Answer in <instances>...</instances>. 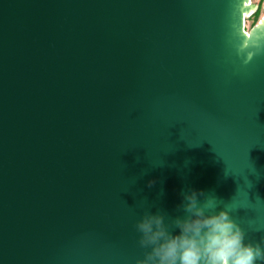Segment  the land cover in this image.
<instances>
[{
    "label": "water",
    "instance_id": "water-1",
    "mask_svg": "<svg viewBox=\"0 0 264 264\" xmlns=\"http://www.w3.org/2000/svg\"><path fill=\"white\" fill-rule=\"evenodd\" d=\"M256 8L0 0V264H136L137 221L159 212L179 231L189 188L261 242L264 15L243 30Z\"/></svg>",
    "mask_w": 264,
    "mask_h": 264
},
{
    "label": "clouds",
    "instance_id": "clouds-1",
    "mask_svg": "<svg viewBox=\"0 0 264 264\" xmlns=\"http://www.w3.org/2000/svg\"><path fill=\"white\" fill-rule=\"evenodd\" d=\"M181 196L185 214L172 220L179 231H171L159 212L146 211L137 221L146 252L136 264H264V239L245 242L229 207L216 211L215 197L200 200L203 191L195 188L182 190Z\"/></svg>",
    "mask_w": 264,
    "mask_h": 264
},
{
    "label": "trees",
    "instance_id": "trees-1",
    "mask_svg": "<svg viewBox=\"0 0 264 264\" xmlns=\"http://www.w3.org/2000/svg\"><path fill=\"white\" fill-rule=\"evenodd\" d=\"M262 3V0H259V3L257 5V8L256 10L250 14L248 17L245 18L246 21H250V25L253 26L257 21H258V18H259V15H260V9H261V4Z\"/></svg>",
    "mask_w": 264,
    "mask_h": 264
},
{
    "label": "rangeland",
    "instance_id": "rangeland-1",
    "mask_svg": "<svg viewBox=\"0 0 264 264\" xmlns=\"http://www.w3.org/2000/svg\"><path fill=\"white\" fill-rule=\"evenodd\" d=\"M255 3H257V5H258V3H259V0H253ZM261 4V11H260V15H259V18H258V20L264 15V0H262V3H260ZM249 27H251V25H250V21L248 20V21H246L245 20V29L247 30Z\"/></svg>",
    "mask_w": 264,
    "mask_h": 264
}]
</instances>
